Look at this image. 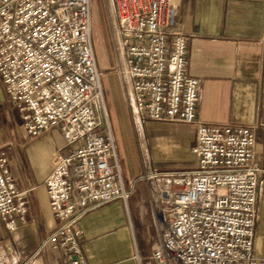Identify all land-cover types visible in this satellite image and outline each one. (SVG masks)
<instances>
[{
    "label": "built area",
    "instance_id": "1",
    "mask_svg": "<svg viewBox=\"0 0 264 264\" xmlns=\"http://www.w3.org/2000/svg\"><path fill=\"white\" fill-rule=\"evenodd\" d=\"M115 44L137 123L191 125L193 166L166 177L159 264H264L254 255L259 175L255 126L214 125L196 115L198 81L187 74V34L175 30L172 0H110ZM92 0H0V80L30 139L57 129L64 153L44 180L56 226L40 248L88 264L80 222L126 202L115 140L106 120L102 73L92 43ZM103 115L105 122H101ZM25 203L0 150V220L15 229ZM5 258L0 255V263Z\"/></svg>",
    "mask_w": 264,
    "mask_h": 264
},
{
    "label": "crops",
    "instance_id": "2",
    "mask_svg": "<svg viewBox=\"0 0 264 264\" xmlns=\"http://www.w3.org/2000/svg\"><path fill=\"white\" fill-rule=\"evenodd\" d=\"M172 2L176 12L174 29L187 34V74L198 81L197 118L214 125L255 126V160L263 171L259 175L254 255L264 259V0ZM92 3L96 9L97 1ZM112 19L114 22V12ZM101 40L99 57L104 62L109 58L104 36ZM9 110L0 80V150L7 157L9 178L26 208L22 217L14 215L13 231L0 220V255L5 258L2 264H69L59 250L40 248L41 240L57 224L44 187L50 157L66 153L69 147L63 144L57 129L49 130L42 138H28L21 127L13 124ZM119 111L116 119L124 150L126 134L120 128L125 119ZM183 125H175L176 132L186 141L193 138V146L194 127ZM185 127L186 134L180 131ZM168 150L166 145L164 152ZM177 152L190 155L195 162L187 145L182 151L172 148L169 153L177 156ZM125 177L127 201L104 205L80 222L79 243L88 264H159L152 253L160 245L166 211V200L158 195L161 186L149 183L137 171H128ZM166 264L172 263L167 259Z\"/></svg>",
    "mask_w": 264,
    "mask_h": 264
},
{
    "label": "rangeland",
    "instance_id": "3",
    "mask_svg": "<svg viewBox=\"0 0 264 264\" xmlns=\"http://www.w3.org/2000/svg\"><path fill=\"white\" fill-rule=\"evenodd\" d=\"M96 1V5L98 6L96 9L93 3H91L92 43L96 61L102 73L101 82L104 92L106 120L115 140V150L122 178H126L125 175L128 171H137L149 183L162 186L167 179L166 177L193 166L194 162L190 155L177 152V156L176 154L170 156L169 153L172 148L182 151L186 145L188 149H191L193 138L190 137V140L186 141L184 136L176 132L175 125H171L174 128H169L154 123H137L130 105L127 79L121 73L122 60L115 44L117 25L115 20L113 22L112 19L113 7L111 1ZM94 17L98 19L99 26L97 22H94ZM96 26L102 32L99 36V30H96ZM102 36H104L107 46V56L109 58L104 62L99 57V51L102 50ZM10 107L9 115L11 121L19 129L20 127L23 129L18 112L12 106ZM119 110L125 119V124L122 123L120 128L121 133L126 134V137H124V150L119 135L120 123H117L116 119ZM99 118L102 123L105 122L103 115H100ZM186 127L191 129L192 126L187 125ZM186 127L180 131L185 134L188 133ZM166 145L169 147L167 153L164 152Z\"/></svg>",
    "mask_w": 264,
    "mask_h": 264
},
{
    "label": "bare ground",
    "instance_id": "4",
    "mask_svg": "<svg viewBox=\"0 0 264 264\" xmlns=\"http://www.w3.org/2000/svg\"><path fill=\"white\" fill-rule=\"evenodd\" d=\"M96 19V18H95Z\"/></svg>",
    "mask_w": 264,
    "mask_h": 264
}]
</instances>
